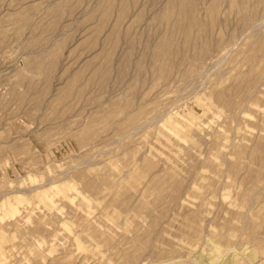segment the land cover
Masks as SVG:
<instances>
[{"label": "rangeland", "instance_id": "rangeland-1", "mask_svg": "<svg viewBox=\"0 0 264 264\" xmlns=\"http://www.w3.org/2000/svg\"><path fill=\"white\" fill-rule=\"evenodd\" d=\"M0 264H264V0H0Z\"/></svg>", "mask_w": 264, "mask_h": 264}]
</instances>
